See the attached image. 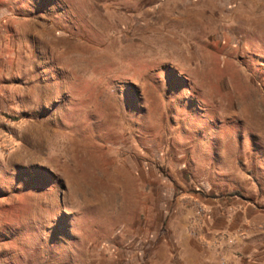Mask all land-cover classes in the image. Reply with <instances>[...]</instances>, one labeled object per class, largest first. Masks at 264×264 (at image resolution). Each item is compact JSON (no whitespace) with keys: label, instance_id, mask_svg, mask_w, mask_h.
Returning a JSON list of instances; mask_svg holds the SVG:
<instances>
[{"label":"rangeland","instance_id":"374dc122","mask_svg":"<svg viewBox=\"0 0 264 264\" xmlns=\"http://www.w3.org/2000/svg\"><path fill=\"white\" fill-rule=\"evenodd\" d=\"M242 204L264 0H0V264H264Z\"/></svg>","mask_w":264,"mask_h":264},{"label":"crops","instance_id":"0c3cea01","mask_svg":"<svg viewBox=\"0 0 264 264\" xmlns=\"http://www.w3.org/2000/svg\"><path fill=\"white\" fill-rule=\"evenodd\" d=\"M238 223L230 221L222 232L231 234L237 240V246H246L250 260L258 261L264 258V210L260 206L242 204ZM241 248V247H240Z\"/></svg>","mask_w":264,"mask_h":264},{"label":"trees","instance_id":"16d2710c","mask_svg":"<svg viewBox=\"0 0 264 264\" xmlns=\"http://www.w3.org/2000/svg\"><path fill=\"white\" fill-rule=\"evenodd\" d=\"M229 196H233V197H235V196H239V194H238V192H231V193L229 194Z\"/></svg>","mask_w":264,"mask_h":264}]
</instances>
